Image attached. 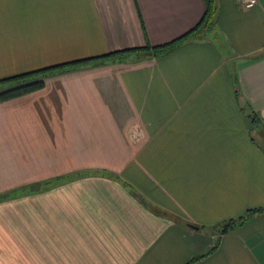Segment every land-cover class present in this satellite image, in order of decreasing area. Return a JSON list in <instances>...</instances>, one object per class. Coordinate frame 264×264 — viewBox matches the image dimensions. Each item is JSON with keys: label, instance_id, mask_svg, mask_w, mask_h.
<instances>
[{"label": "crops", "instance_id": "0c3cea01", "mask_svg": "<svg viewBox=\"0 0 264 264\" xmlns=\"http://www.w3.org/2000/svg\"><path fill=\"white\" fill-rule=\"evenodd\" d=\"M215 5L213 27L163 57L53 73L0 102V264H264V211L219 234L264 210V0ZM204 11L0 0V79L165 45Z\"/></svg>", "mask_w": 264, "mask_h": 264}, {"label": "trees", "instance_id": "16d2710c", "mask_svg": "<svg viewBox=\"0 0 264 264\" xmlns=\"http://www.w3.org/2000/svg\"><path fill=\"white\" fill-rule=\"evenodd\" d=\"M215 2L216 0H204L205 11L201 20L190 31H188L183 36L177 38L176 40L168 44L156 46L150 49L148 47L134 48L130 50L113 52L97 57L73 60L70 62L48 66L34 71L0 79V102H6L42 89L44 87L43 80L53 73L66 72L87 64H95V65L104 64V62H109L111 58H115V57L119 58L127 53H144L151 50L154 57L157 58L163 57L176 45L188 39L199 38L202 36V34L205 31H208L213 27L217 12ZM250 121L251 123H255L256 125L255 127H257L256 120L250 117ZM262 131L264 132V130ZM44 184H49V182H45ZM34 192H37V189L33 190L32 187V189L30 190L28 189L27 191H23L22 193L32 194ZM0 200H3V198L2 199L0 198ZM263 211H264L263 209L249 210L245 216H242L236 220H229L225 222L224 224L221 225L219 229V234L227 233L237 223H241L245 221L247 218L251 217L252 215L261 213ZM177 222L180 223V221Z\"/></svg>", "mask_w": 264, "mask_h": 264}, {"label": "built area", "instance_id": "2783aa9c", "mask_svg": "<svg viewBox=\"0 0 264 264\" xmlns=\"http://www.w3.org/2000/svg\"><path fill=\"white\" fill-rule=\"evenodd\" d=\"M238 2L244 9H249L255 5L256 0H238Z\"/></svg>", "mask_w": 264, "mask_h": 264}, {"label": "water", "instance_id": "95a60500", "mask_svg": "<svg viewBox=\"0 0 264 264\" xmlns=\"http://www.w3.org/2000/svg\"><path fill=\"white\" fill-rule=\"evenodd\" d=\"M192 228H193V227H192ZM193 229H194V230H198V228H196V227H195V228H193Z\"/></svg>", "mask_w": 264, "mask_h": 264}]
</instances>
